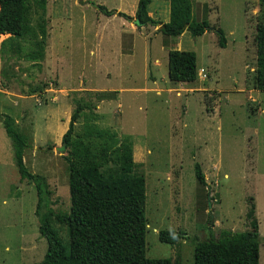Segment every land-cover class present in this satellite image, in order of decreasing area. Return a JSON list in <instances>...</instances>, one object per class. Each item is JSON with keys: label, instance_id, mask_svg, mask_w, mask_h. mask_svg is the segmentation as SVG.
Instances as JSON below:
<instances>
[{"label": "rangeland", "instance_id": "374dc122", "mask_svg": "<svg viewBox=\"0 0 264 264\" xmlns=\"http://www.w3.org/2000/svg\"><path fill=\"white\" fill-rule=\"evenodd\" d=\"M138 1L47 0L40 67L23 51L17 56L7 46L4 53L1 43L9 35H0V112L11 115L29 138L24 163L45 179L48 207L68 212V147L63 153L59 147L72 98L96 93L91 94L94 122L119 139L129 137L136 172L145 178L146 257L193 264L190 239L217 238L223 229L249 230L246 213L253 204L259 264H264V90L253 88L255 26L264 22V0H191L192 19L221 27L225 47L210 30L163 35L169 0H151L153 22L136 25ZM92 3L115 12L106 15ZM38 16H30L34 29ZM19 42L28 50L26 39ZM169 49L196 53V80L168 78ZM84 122L85 116L75 131ZM196 164L204 183L195 176ZM36 202L34 185L19 179L0 122V264L42 260L47 243L38 230ZM51 221L65 244L67 226ZM162 229L185 231L190 239L172 246L159 240Z\"/></svg>", "mask_w": 264, "mask_h": 264}, {"label": "trees", "instance_id": "16d2710c", "mask_svg": "<svg viewBox=\"0 0 264 264\" xmlns=\"http://www.w3.org/2000/svg\"><path fill=\"white\" fill-rule=\"evenodd\" d=\"M150 2L138 1L135 16L140 22H153L148 16ZM46 5L47 0H0V35H9L1 43L4 53L12 51L18 56L23 51L24 58L40 67L47 36ZM192 6L191 0H169V20L162 23V34L175 37L188 30L192 36H199L210 30L216 34L218 45L225 47L223 29L210 25L206 19L193 20ZM32 12L39 13L37 29L31 25ZM103 12L110 15L115 9ZM119 14L129 18L123 12ZM20 39L27 40L28 50L24 51ZM254 39L256 67L253 88L264 90V22L256 23ZM167 75L175 82L196 80V53L169 49ZM34 91L29 90L30 93ZM87 93L90 99L84 95L72 98L74 107L62 136L65 148L66 145L68 147V154L64 156L70 195L68 212H54L48 207L50 190L45 179L32 173L24 163V151L30 147L28 136L16 129L11 115L0 112V122L10 140L19 179L32 183L36 190L38 230L47 243L45 254L37 264H177L169 257H146L145 178L136 172L129 137L119 139L115 132L96 125V105L91 94H97ZM207 110L212 112L211 106ZM86 111L90 115L86 116ZM83 116L86 122L77 132L75 123ZM195 176L198 182H205L198 164L195 165ZM51 217L67 226L65 244L53 227ZM246 217L249 230L223 229L217 238L190 239L185 231L171 229L160 230L158 237L161 242L172 246L181 239H190L194 247L193 264H259L260 235L253 204Z\"/></svg>", "mask_w": 264, "mask_h": 264}, {"label": "water", "instance_id": "95a60500", "mask_svg": "<svg viewBox=\"0 0 264 264\" xmlns=\"http://www.w3.org/2000/svg\"><path fill=\"white\" fill-rule=\"evenodd\" d=\"M91 5H92V7L96 8V9H100V10H102V11L106 10L105 7H101V5H99V4H94V3H92ZM134 22L136 23V25L145 24V22H140V20H139L138 18H135V19H134ZM146 22H148V21H146ZM162 26H163V25H162ZM162 26H161V27H162ZM64 149H65V143L63 142L62 145L59 147V151H60L61 153H63V152H64Z\"/></svg>", "mask_w": 264, "mask_h": 264}]
</instances>
